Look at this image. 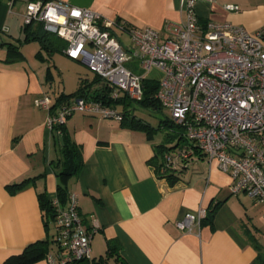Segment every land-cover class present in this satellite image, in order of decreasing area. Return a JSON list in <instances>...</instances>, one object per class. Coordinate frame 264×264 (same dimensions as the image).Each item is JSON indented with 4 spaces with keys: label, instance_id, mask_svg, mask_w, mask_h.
Returning a JSON list of instances; mask_svg holds the SVG:
<instances>
[{
    "label": "crops",
    "instance_id": "0c3cea01",
    "mask_svg": "<svg viewBox=\"0 0 264 264\" xmlns=\"http://www.w3.org/2000/svg\"><path fill=\"white\" fill-rule=\"evenodd\" d=\"M43 1L159 32L186 19L182 0ZM27 4L0 1V264L41 241L49 251L35 264H49L48 256L58 251L56 225L45 216L39 196L58 197L62 144L47 125L49 113L36 101L47 96L56 113L72 102L58 100L70 94L56 85V73L61 74L56 55L80 64L66 56L63 39L44 47L28 37L43 26L25 25ZM196 12L202 26L232 24L250 34L264 27V0H197ZM88 89L91 97L101 84ZM65 129L82 147L84 162L69 181V195L78 197L85 226L99 228L91 258L82 264H264V204L232 194L231 177L216 161L195 153L171 186L151 165L161 144L146 132L80 112L68 117ZM201 210L206 216L191 231L177 228L188 214L198 216ZM109 241L117 249L111 256Z\"/></svg>",
    "mask_w": 264,
    "mask_h": 264
},
{
    "label": "built area",
    "instance_id": "2783aa9c",
    "mask_svg": "<svg viewBox=\"0 0 264 264\" xmlns=\"http://www.w3.org/2000/svg\"><path fill=\"white\" fill-rule=\"evenodd\" d=\"M196 2L182 0L185 21L169 23L163 32L136 29L88 9L43 0H27L25 25L41 24L63 39L67 57L100 77L113 103L122 97L141 101L148 74L158 71L161 79L155 97L183 126L187 140V147L166 161L188 163L201 153L231 177L232 194H245L264 204V27L250 34L232 24L202 26ZM135 63L145 75L128 68ZM36 106L49 113L47 125L52 131L76 112L118 122L124 119L115 105L87 97L75 98L58 113L47 96L38 99ZM51 205L58 251L48 256V263L89 260L99 228L85 226L78 197L70 194L65 204L57 197ZM205 216V210L198 216L188 214L177 228L189 232Z\"/></svg>",
    "mask_w": 264,
    "mask_h": 264
},
{
    "label": "trees",
    "instance_id": "16d2710c",
    "mask_svg": "<svg viewBox=\"0 0 264 264\" xmlns=\"http://www.w3.org/2000/svg\"><path fill=\"white\" fill-rule=\"evenodd\" d=\"M1 1V0H0ZM29 27L30 25H26ZM44 27L38 28L36 31L30 33L28 37L39 41L44 47L47 45H55L58 44L60 37L57 35H53L50 32L43 29ZM86 82H90L88 80L81 79L79 89L70 95H62L58 100L62 101L66 97L67 101L70 99L87 97L88 99L94 101H101L107 105H115L121 106L123 108L124 119L121 122L124 127H127L132 130H141L148 134V136L153 137V134L157 131L150 124L144 122L142 119L138 118L135 115V111L137 109L148 111L152 114H161L163 112V107L156 99L155 95L158 90V82L155 80H146L144 82V95L141 101H130L126 97H122L117 102H112L109 99L110 90L107 85L103 82V80L96 76L93 81L90 82L89 85H86ZM96 84H101V89L97 91L96 95L89 97L86 93L88 88L94 86ZM168 129L173 131V135H168L167 139L177 140V144L174 147L168 148L166 145L161 144L160 146L155 147L156 156L151 161V165L155 168L157 175L160 178L166 179L171 186L176 185L179 181V173H182L185 169L182 163L175 162V164H169L166 161V157L170 155V157L175 158V155H171L169 151L177 150V148L182 150L187 147V140L184 136V128L183 126L177 124L170 117H164L160 121L159 129ZM55 134L59 137L60 141H63L61 147L62 154V167L58 173V177L60 183L58 185V198L61 200L63 204L67 203L69 196V181L72 178H75L80 173L83 167V157H82V147L68 135L65 125L57 126L54 128ZM183 144V145H182ZM25 182L21 184H17L14 186H10V190H14L16 188H20L24 186ZM40 205L44 210L45 216L54 220L55 214L53 207L51 205V200L47 198L45 194L39 196ZM115 250L114 242H108V256L114 254ZM49 248L47 242H37L28 246L21 254L10 257L4 264H35L39 261H42L46 258L48 254ZM261 256L258 258V261H261ZM101 264V263H99ZM120 264H127L124 261H121Z\"/></svg>",
    "mask_w": 264,
    "mask_h": 264
},
{
    "label": "rangeland",
    "instance_id": "374dc122",
    "mask_svg": "<svg viewBox=\"0 0 264 264\" xmlns=\"http://www.w3.org/2000/svg\"><path fill=\"white\" fill-rule=\"evenodd\" d=\"M56 62H57V65L59 66V69L61 72V74L56 73V76H57L56 85L59 88H61V90H60L61 92L65 91L67 94L75 93L80 87L79 86L80 85L79 84L80 83V80H79L80 76L83 78L88 77L89 79L92 80L94 75H95L92 72V70L90 68H88L86 65H84L82 63L77 64V63H70L68 61H65L63 59V56L60 54L56 55ZM128 68H130L137 75H145L144 71L136 63L135 64H129ZM147 78L149 80L158 81L161 79V74L158 71L153 70L152 72H150L148 74ZM130 101H132V100H130ZM135 115L138 118L142 119L144 122L150 124L152 127L157 129V131L153 134V139L157 144L166 145L168 148L174 147L177 144V140L167 139L168 135L174 136L173 131H170V130L165 129V128H163L161 130L159 129L161 119H163L164 117H169V118L171 117L169 110L163 109V112L161 114H152L148 111L137 109L135 111ZM181 147L177 148V150H172L171 152L169 151V153L172 156L177 155V152H179V149ZM169 156L170 155H168V157ZM182 164H184V165L187 164L186 160L184 162H182Z\"/></svg>",
    "mask_w": 264,
    "mask_h": 264
},
{
    "label": "water",
    "instance_id": "95a60500",
    "mask_svg": "<svg viewBox=\"0 0 264 264\" xmlns=\"http://www.w3.org/2000/svg\"><path fill=\"white\" fill-rule=\"evenodd\" d=\"M61 143L63 144V141L61 140Z\"/></svg>",
    "mask_w": 264,
    "mask_h": 264
}]
</instances>
